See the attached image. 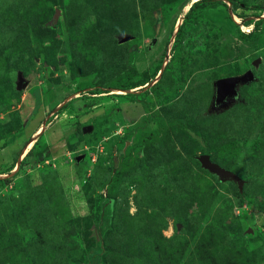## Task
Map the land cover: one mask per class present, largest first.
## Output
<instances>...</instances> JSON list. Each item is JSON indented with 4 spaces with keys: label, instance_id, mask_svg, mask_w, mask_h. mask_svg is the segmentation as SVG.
Wrapping results in <instances>:
<instances>
[{
    "label": "rangeland",
    "instance_id": "obj_1",
    "mask_svg": "<svg viewBox=\"0 0 264 264\" xmlns=\"http://www.w3.org/2000/svg\"><path fill=\"white\" fill-rule=\"evenodd\" d=\"M194 1L0 0V264H264V0Z\"/></svg>",
    "mask_w": 264,
    "mask_h": 264
},
{
    "label": "water",
    "instance_id": "obj_2",
    "mask_svg": "<svg viewBox=\"0 0 264 264\" xmlns=\"http://www.w3.org/2000/svg\"><path fill=\"white\" fill-rule=\"evenodd\" d=\"M255 79V74L251 68L239 75H230L217 78L214 82L215 88L212 106L220 108L225 107L234 101H242L243 99L241 98L239 92L240 85L249 84ZM27 83L28 81L25 79V77L22 74H19L17 84L18 88H25ZM197 159L200 161L204 169L216 174L220 180L232 179L238 182L239 185L243 184V179L238 174L220 165L216 161H213L210 154L202 153L201 155L197 156Z\"/></svg>",
    "mask_w": 264,
    "mask_h": 264
},
{
    "label": "trees",
    "instance_id": "obj_3",
    "mask_svg": "<svg viewBox=\"0 0 264 264\" xmlns=\"http://www.w3.org/2000/svg\"><path fill=\"white\" fill-rule=\"evenodd\" d=\"M210 3V0H196L193 2V4L190 6L189 8V11L187 12L186 16H190V14L196 9V8H205L208 4ZM242 38H244V36H242ZM248 67L247 66H242V65H239L238 66V72H242L244 70H246ZM228 74H231V73H227L226 75ZM222 74H220L219 76H221ZM243 101V100H242ZM241 102V101H238V103ZM158 121V124L160 126H163V125H166V121H164L163 118H160V119H157ZM177 124L180 126V128H188V126L186 125V123L183 121V120H177L176 121ZM202 138V136H200ZM199 137V138H200ZM200 138V140H201ZM202 141V140H201ZM203 150H202V153H208V148L206 147V145L203 144ZM209 154V153H208ZM212 159V158H211ZM213 160V159H212ZM215 161V160H213ZM110 189L109 191L111 193H115L119 184H120V178L118 176H113L111 178V181H110Z\"/></svg>",
    "mask_w": 264,
    "mask_h": 264
},
{
    "label": "crops",
    "instance_id": "obj_4",
    "mask_svg": "<svg viewBox=\"0 0 264 264\" xmlns=\"http://www.w3.org/2000/svg\"><path fill=\"white\" fill-rule=\"evenodd\" d=\"M5 149V148H4ZM5 154H6V161H10V159L12 160V155L10 154V152L8 151V148L5 149ZM0 152L4 153L2 150H0Z\"/></svg>",
    "mask_w": 264,
    "mask_h": 264
},
{
    "label": "flooded vegetation",
    "instance_id": "obj_5",
    "mask_svg": "<svg viewBox=\"0 0 264 264\" xmlns=\"http://www.w3.org/2000/svg\"><path fill=\"white\" fill-rule=\"evenodd\" d=\"M248 69H250V68L248 67L246 70H248ZM246 70H244V71H242V72H236L235 74L223 75V76H220V77H225V76H230V75H239V74L244 73ZM220 77H218V78H220ZM244 85H246V84H244ZM240 86H243V85H240ZM213 107H214L215 109L218 108V107H215V106H213Z\"/></svg>",
    "mask_w": 264,
    "mask_h": 264
},
{
    "label": "bare ground",
    "instance_id": "obj_6",
    "mask_svg": "<svg viewBox=\"0 0 264 264\" xmlns=\"http://www.w3.org/2000/svg\"><path fill=\"white\" fill-rule=\"evenodd\" d=\"M42 128H43V126H41V127L36 131V133H39L40 130H41ZM32 143H33V140H31V141L29 142V144H28V146L26 147L24 153H26L27 149H29V147H31Z\"/></svg>",
    "mask_w": 264,
    "mask_h": 264
}]
</instances>
